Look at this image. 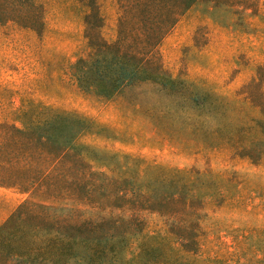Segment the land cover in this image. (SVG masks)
<instances>
[{"label":"rangeland","instance_id":"1","mask_svg":"<svg viewBox=\"0 0 264 264\" xmlns=\"http://www.w3.org/2000/svg\"><path fill=\"white\" fill-rule=\"evenodd\" d=\"M36 1L44 7L40 32L0 25V138L51 113L74 114L87 127L75 143L94 170L133 157L211 172L201 257L264 264V0H219L215 8L212 0L197 2L159 46L174 88L137 82L109 99L80 91L72 76V64L86 55L80 9L72 0ZM97 1L109 40L118 0ZM255 138L253 161L229 144ZM60 169L56 174L76 176ZM8 174L19 172L0 171ZM27 199L0 187V226ZM146 221L150 230L158 224L153 216Z\"/></svg>","mask_w":264,"mask_h":264},{"label":"trees","instance_id":"2","mask_svg":"<svg viewBox=\"0 0 264 264\" xmlns=\"http://www.w3.org/2000/svg\"><path fill=\"white\" fill-rule=\"evenodd\" d=\"M72 1L80 9L86 46V55L71 66L80 91L109 99L137 82L174 88L177 81L164 70L159 46L201 0H118L109 40L101 35L98 1ZM218 4L212 0L210 8ZM43 17L36 0H0V25L38 33ZM86 128L77 115L51 113L27 128L11 126V137L0 138V171L19 172L0 175V187L28 196L0 226V264H224L202 258L200 251L211 172L133 157L94 170L86 149L75 143ZM259 141L229 144L235 155L253 161L250 151ZM59 168L76 176L56 174ZM148 216L158 220L151 230Z\"/></svg>","mask_w":264,"mask_h":264}]
</instances>
